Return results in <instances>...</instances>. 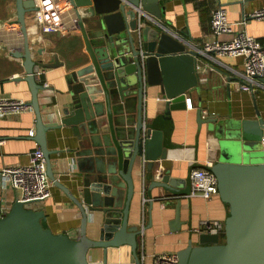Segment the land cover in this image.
<instances>
[{
  "label": "water",
  "instance_id": "95a60500",
  "mask_svg": "<svg viewBox=\"0 0 264 264\" xmlns=\"http://www.w3.org/2000/svg\"><path fill=\"white\" fill-rule=\"evenodd\" d=\"M67 1L76 15L87 65L64 76L68 102L51 112L48 121L38 102V92L48 87L37 82L33 71L36 65L60 64L33 59L27 32L28 17L37 9L33 0H14L22 46L10 54L23 59V80L31 94L27 105L35 114L32 138L43 152L46 174L78 208L80 224L54 233L41 209L15 201L0 212V264H90L91 249H101V263L106 264L109 249L120 246L129 247L131 261L141 264L137 249L146 227L129 223L133 169L142 159L151 186L172 194L180 183L172 175L163 130L143 118V96L148 87L158 86L165 110L185 109L186 94L198 87L205 62L195 47L159 25L164 13L159 0ZM36 53L41 56V50ZM131 104L133 121L123 116ZM197 118L215 143L209 170L228 210L222 236L198 234L197 245L190 241L176 253L177 264H264V119L258 112L253 120L203 118L200 109ZM64 127L73 129L78 140V149L69 150L80 180L77 195L56 180L51 155L59 151L46 143L49 131ZM179 204L180 199L172 223L176 229Z\"/></svg>",
  "mask_w": 264,
  "mask_h": 264
},
{
  "label": "crops",
  "instance_id": "0c3cea01",
  "mask_svg": "<svg viewBox=\"0 0 264 264\" xmlns=\"http://www.w3.org/2000/svg\"><path fill=\"white\" fill-rule=\"evenodd\" d=\"M33 1L39 6L40 0ZM159 4L164 9L159 25L166 27L190 47H197L213 39L210 32L211 11L219 5L226 9L227 19L235 23L236 30L245 31L264 45V20L247 17L250 12L264 6V0H159ZM40 6L42 10L40 13L36 12L35 22L33 18H29L31 16L27 20L30 47L34 50L33 59L60 64L57 67H34L44 71L37 82L48 87L38 92L39 107L46 122L52 115L51 112L56 111L62 103L68 102L64 76L74 68L87 65L83 63L87 53L71 5L68 4L65 8L59 21L55 18L50 1L42 2ZM148 23L154 26L153 22ZM20 46L22 36L16 23L14 0H0V96L27 103L31 94L27 82L23 80V59L10 54ZM37 50H41V56L36 53ZM204 60L198 87L191 88L186 94L185 109L165 110L158 86L148 87L143 96V118L155 128L163 130L162 143L167 148L168 160L175 168L172 175L180 183L179 191L177 189L172 194L161 187L151 186V180L145 177L142 159L133 169L135 196L130 207L129 223L142 229L146 227L140 235L137 249L141 264H153V255L176 254L190 241L192 245H197L198 234L202 231H195L194 228L203 220L223 224L227 214L228 208L218 196L205 200L200 196L188 195L190 170L211 160L210 152L215 151L216 147L207 134V125L198 123L197 111L201 110L203 118L216 116L253 120L257 118L258 112L264 119V92L251 94L238 89L234 85L235 78L227 68H241V58L219 57L216 61ZM130 107L135 108L131 104L123 116L133 121L132 114L128 111ZM30 129L35 131V114L32 108L0 117V170L3 167L28 163L30 153L39 146L29 137ZM98 135L101 137L103 134ZM46 143L48 149L59 151V154L51 155L56 180L77 195L80 180L75 176L77 167L72 153L69 152L70 149H78L75 132L67 127L51 130L47 133ZM87 149L92 150L91 147ZM63 160H66V164ZM50 192L48 198L32 207L44 212L52 232L76 229L80 224L78 208L52 181ZM18 194L10 185H3L0 179L4 211L7 212L15 203ZM178 199L180 223L176 229L172 223ZM142 209L143 225L140 223ZM88 260L90 264H102L101 249L89 250ZM106 264H134L129 247L109 249Z\"/></svg>",
  "mask_w": 264,
  "mask_h": 264
},
{
  "label": "built area",
  "instance_id": "2783aa9c",
  "mask_svg": "<svg viewBox=\"0 0 264 264\" xmlns=\"http://www.w3.org/2000/svg\"><path fill=\"white\" fill-rule=\"evenodd\" d=\"M48 1L52 3L55 18L58 21L62 19L64 10L69 4L67 0H40L39 6L35 5L37 9L32 17L33 22H35L36 12L40 13L42 10L40 4ZM247 17L264 20V6L250 12ZM210 32L213 36L211 41L195 46V49L201 54L203 62H205L204 59L216 61V58L219 57H239L243 61L241 68L227 67L235 78L234 85L251 94L258 91L264 92V45L245 31L236 30L235 23L228 21L226 9L220 5L211 11ZM225 35L227 38H222ZM43 72L39 68H34L33 71L36 79H40ZM25 109H31V107L24 101L0 96V117L20 113ZM34 134L33 129L28 131L31 138ZM211 165L212 160H208L202 166H195L190 170L189 196H200L205 200L218 196L217 178L209 170ZM0 176L3 185H10L12 189L18 191L16 201L30 203L33 206L50 196L51 181L46 174V161L39 146H36L30 153L27 164L3 167L0 170ZM0 212L6 213L2 207L1 196ZM140 223L144 224V209H142ZM194 230L221 235L223 224L218 221L203 220ZM153 264H177V255L175 253L153 255Z\"/></svg>",
  "mask_w": 264,
  "mask_h": 264
},
{
  "label": "trees",
  "instance_id": "16d2710c",
  "mask_svg": "<svg viewBox=\"0 0 264 264\" xmlns=\"http://www.w3.org/2000/svg\"><path fill=\"white\" fill-rule=\"evenodd\" d=\"M202 166V165H201ZM221 236H222V234H221Z\"/></svg>",
  "mask_w": 264,
  "mask_h": 264
}]
</instances>
